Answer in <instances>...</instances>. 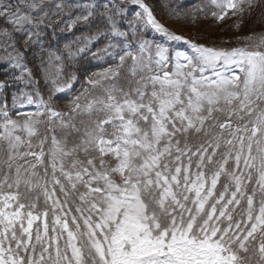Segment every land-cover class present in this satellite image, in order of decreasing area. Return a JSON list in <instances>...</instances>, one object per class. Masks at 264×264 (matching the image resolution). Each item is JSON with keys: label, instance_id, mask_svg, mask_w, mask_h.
Masks as SVG:
<instances>
[{"label": "snow or ice", "instance_id": "1", "mask_svg": "<svg viewBox=\"0 0 264 264\" xmlns=\"http://www.w3.org/2000/svg\"><path fill=\"white\" fill-rule=\"evenodd\" d=\"M158 3L54 4L77 12L67 30L87 29L70 58L114 61L64 110L52 104L71 86L61 71L43 69L45 101L15 47L17 35L25 49L42 42L49 4L0 0V38L16 53L7 59L23 69L0 80V264H264V27L211 47L162 24ZM164 7L178 23L231 13L238 30L245 13L264 16V0ZM149 28L186 49L146 39Z\"/></svg>", "mask_w": 264, "mask_h": 264}, {"label": "trees", "instance_id": "2", "mask_svg": "<svg viewBox=\"0 0 264 264\" xmlns=\"http://www.w3.org/2000/svg\"><path fill=\"white\" fill-rule=\"evenodd\" d=\"M97 4H104L105 0H91ZM196 1V2H195ZM60 0H45L46 4H49L48 17L46 18L45 23L51 24V28L44 27V25L40 26V31L42 33L40 43H35L29 45L27 49L23 47V37L17 35L15 40V47L19 49V51L23 54V59L21 60L23 65H26L29 69H31L39 80L40 88L42 90V96L44 98L49 99V93L47 88L44 86V80L41 78L43 69L47 68L50 73H55L57 71H61V79L60 84L71 82L72 88L66 95H60L57 92L52 95V104L56 105L58 103H64L71 101L72 98L78 95L85 87H87L86 77L96 72L97 70H102L105 66L113 64L114 61L105 56H101L99 59H93L90 53L77 54L74 57L68 56L69 48L67 46H71L70 50L73 53H76V48L79 46L77 43L78 38L82 33L87 32V29L83 26H77L71 31L67 30L66 21L69 20V17H75L77 12L73 10L71 13H68L65 10L64 13L56 14L57 10L54 7L55 3H59ZM65 3L71 4H82L83 2H87V0H64ZM120 2V0H117ZM148 3H153L154 0H146ZM198 3L197 0H159L157 7L155 9V14L157 17L168 16L167 11L165 10L164 5L171 4L172 7H176L177 4H182L184 9L194 8ZM134 9L133 7H131ZM35 14V13H34ZM40 15H43L41 13ZM197 21L203 20L204 14L201 12L197 13ZM171 18V17H169ZM171 20L176 21L171 18ZM9 44H12V41H8ZM105 41H100L99 43H95L91 46V52H96L98 48H102L104 46ZM2 49H0L1 55ZM52 56V63L49 64V56ZM59 56L60 59L57 60L55 57ZM43 61V64H40V61ZM23 71L22 70H19ZM15 69L10 71L9 67L2 63L0 58V80L3 79H11L17 72ZM26 76L27 73H24ZM71 78V79H70ZM11 85V84H10ZM24 88L23 83H18L15 85H11L5 93L6 97L11 92H17V89ZM10 91V92H9ZM10 99L7 98V103L9 104Z\"/></svg>", "mask_w": 264, "mask_h": 264}, {"label": "rangeland", "instance_id": "3", "mask_svg": "<svg viewBox=\"0 0 264 264\" xmlns=\"http://www.w3.org/2000/svg\"><path fill=\"white\" fill-rule=\"evenodd\" d=\"M194 1V0H193ZM198 4H203L206 2V0H197ZM11 2L15 3V0H11ZM39 2V0H37ZM106 2V0H105ZM196 2V1H195ZM88 3H93L91 0H87V2H83L82 4L86 5ZM195 5V6H196ZM139 9H132L131 4L129 3L127 5V9L125 11V15L129 14V18H132L134 16L135 12L138 11ZM214 10V9H212ZM204 14V18L201 21H197L196 24H191V23H178L177 21L171 20L168 16H161L157 17V19L164 24L166 27L169 29H172L175 31L177 34H182L188 37L189 39H194L198 40L200 43H205L208 46L211 47H217V48H230V47H235L237 46L235 43L231 42L232 38H235L237 36H242L245 34H248L251 31H259L261 30L262 27H264V16L260 14V9L257 7L256 9L253 10L251 18L248 17V14L245 13L243 17V22L240 25V29L238 30L236 28L237 22L241 20L239 16H231V13H229V17L225 18L223 21H217L214 18L211 17L210 15V10L209 9H204L202 11ZM145 34V38L152 41H156L157 43H160L164 45L165 47H172L174 44L175 45H180L179 50H185L186 45H181L180 43L177 42H171L166 39V37L163 36L162 33H157L154 32L152 29H144L143 33ZM144 36V35H143ZM123 39V38H121ZM11 44L5 43L3 38H0V49H2L0 58L2 63L7 65L10 69H15L17 71L22 70V68H16L14 67L15 65V60H9L7 57L9 54L11 56L15 57L16 53L13 51L12 47L10 46ZM22 64V62H21ZM23 65V64H22ZM105 66L104 68H106ZM101 70V69H100ZM99 71V70H97ZM210 72H207L206 75H210ZM21 71L17 72L14 76H20ZM69 83V82H67ZM11 86V85H10ZM27 90V89H25ZM69 88H65L64 91L62 92H57L61 96L67 93ZM10 92V91H9ZM17 92H11L7 98L10 99L9 106H11L12 102V96L16 94ZM45 101L48 100V98H44ZM70 102V101H69ZM69 102L66 104L64 103H58L56 105L53 104L57 109H64L65 105H67ZM42 110L41 106L39 103L36 104H23L17 105L16 108L10 112V115L12 116L13 119H16V112L24 113V112H36ZM43 128V126H42Z\"/></svg>", "mask_w": 264, "mask_h": 264}]
</instances>
